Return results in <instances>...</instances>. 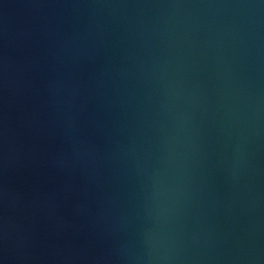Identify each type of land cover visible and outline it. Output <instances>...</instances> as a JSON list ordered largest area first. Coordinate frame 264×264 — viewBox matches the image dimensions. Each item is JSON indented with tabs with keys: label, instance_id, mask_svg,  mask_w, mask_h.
Returning <instances> with one entry per match:
<instances>
[{
	"label": "water",
	"instance_id": "95a60500",
	"mask_svg": "<svg viewBox=\"0 0 264 264\" xmlns=\"http://www.w3.org/2000/svg\"><path fill=\"white\" fill-rule=\"evenodd\" d=\"M0 264H264V0H0Z\"/></svg>",
	"mask_w": 264,
	"mask_h": 264
}]
</instances>
